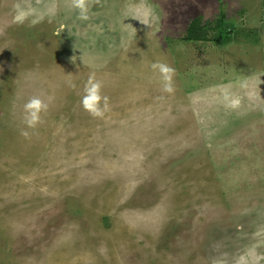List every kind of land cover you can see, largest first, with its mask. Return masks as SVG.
I'll return each mask as SVG.
<instances>
[{"label": "rangeland", "instance_id": "obj_1", "mask_svg": "<svg viewBox=\"0 0 264 264\" xmlns=\"http://www.w3.org/2000/svg\"><path fill=\"white\" fill-rule=\"evenodd\" d=\"M73 2L0 0V264H264V0Z\"/></svg>", "mask_w": 264, "mask_h": 264}, {"label": "clouds", "instance_id": "obj_2", "mask_svg": "<svg viewBox=\"0 0 264 264\" xmlns=\"http://www.w3.org/2000/svg\"><path fill=\"white\" fill-rule=\"evenodd\" d=\"M73 7L79 10V18L81 20H86L87 17V9L84 4V0H74ZM154 67H156L154 65ZM159 70L163 75L164 85L163 91L167 93H171L173 91L171 85V69L168 68L166 65H159ZM102 85L99 81H93L89 79V81L84 86V93L85 95L82 98V104L87 111L93 116H100L102 113L100 110L93 106L89 107L85 101L92 100L94 98L96 104H99L102 97L100 95V89ZM106 99V98H104ZM24 123L29 128H35L37 123L40 120V113L47 109V105L39 98V97H32L24 104ZM23 135H27L26 132L22 133Z\"/></svg>", "mask_w": 264, "mask_h": 264}, {"label": "trees", "instance_id": "obj_3", "mask_svg": "<svg viewBox=\"0 0 264 264\" xmlns=\"http://www.w3.org/2000/svg\"><path fill=\"white\" fill-rule=\"evenodd\" d=\"M203 35H205L204 29H199L197 23H193L188 30L186 41H200L203 40Z\"/></svg>", "mask_w": 264, "mask_h": 264}]
</instances>
